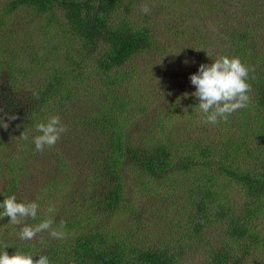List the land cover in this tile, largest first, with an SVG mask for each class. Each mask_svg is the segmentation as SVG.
Wrapping results in <instances>:
<instances>
[{
    "label": "trees",
    "instance_id": "1",
    "mask_svg": "<svg viewBox=\"0 0 264 264\" xmlns=\"http://www.w3.org/2000/svg\"><path fill=\"white\" fill-rule=\"evenodd\" d=\"M198 2L216 12L192 28L170 3L182 24L152 23V5L145 14L136 6L140 0H4L0 109L17 119L0 128V203L10 195L25 202L18 186L37 152L47 156L41 166L51 164L53 152L59 158L52 165L56 175L46 172L40 184L46 194L53 195V181L65 171L78 172V186L67 196L73 203L65 202L68 210L20 225L0 218V251L33 260L45 255L50 264H264V0H193ZM133 13L140 15L137 21ZM26 19L61 33L53 55L50 50L41 61L34 49L26 54ZM160 28L170 37L187 32L190 39L171 56ZM220 56L238 57L252 69L247 106L226 121L205 122L199 107V116L187 110L192 104L185 96L175 109L170 97V113L163 110L155 122H145L146 114L137 120L135 110L134 120L128 116L152 95L137 89L143 76L129 68L133 60H157L164 67L167 59L179 85L182 70L196 63L188 69L190 94V75ZM69 107L78 112L71 114ZM180 114H188L196 128L172 126ZM53 115L69 129L58 142L77 147L78 165L57 153V143L36 150V126ZM48 218L64 232L62 239H19L24 224Z\"/></svg>",
    "mask_w": 264,
    "mask_h": 264
},
{
    "label": "rangeland",
    "instance_id": "2",
    "mask_svg": "<svg viewBox=\"0 0 264 264\" xmlns=\"http://www.w3.org/2000/svg\"><path fill=\"white\" fill-rule=\"evenodd\" d=\"M169 3L171 4V11H173V7L177 10L178 7L182 10L185 15L182 17L187 23V25H190L192 28H197L200 24L198 23L199 18H206L209 15H214L216 10L211 8L209 11H206V5L205 3L198 2L197 4H193V0H140V3L136 4L137 7H142L144 5H152L151 6V18L150 21L152 23L166 21L168 24H182L180 19L176 17L173 13L169 11ZM4 5V0L0 1V7ZM132 8H136L133 5H131ZM198 6V9H196ZM168 10V11H166ZM179 12V11H177ZM23 13H20V17H23ZM180 13V12H179ZM118 14H123L122 11H119ZM140 16L138 13H133L131 16L133 19L137 21ZM16 16H14V19ZM21 29L24 31V39L27 41V50L26 54L29 55V49L30 52L34 49L36 51V58L39 56V58L43 59V55L50 52V50H53V53L56 51V49L59 48V35L61 34L59 31L55 30L56 28L49 25H44L42 28L37 23V20H33L29 22V20L21 21ZM1 31V30H0ZM158 34L161 39H167V50L169 49V53L171 56H175L176 52L184 46L185 42L190 39L187 32H182L179 35H172V37L167 36L166 32L160 28L158 31ZM181 34H184V36L179 37ZM179 37V38H178ZM197 52V51H193ZM194 56V55H193ZM56 57V56H55ZM74 57V56H72ZM197 58V56H194ZM52 58V57H51ZM64 58V54H63ZM57 60V57H56ZM64 60V59H63ZM162 64L164 67H161L160 63L156 60L155 63H152L151 61H147L144 59H135L131 64H129V68L132 70L136 69L139 72L140 76H143V79L141 81V85L139 86L141 92H148L152 95L150 96V101H147L143 107L137 105L130 110V114L128 113V116L131 117L132 120H134V117L132 116V111L135 110V115H137L135 118L137 120H140V118L146 116L150 117V119H146L144 117V121L147 122H155L160 119L161 116H163V110H165L164 115H167L168 112L170 113L169 109L171 108V101L170 97H172V105L174 106V109L177 108V101L182 102L185 94H188L185 96V100H190L192 105H189L187 110L194 111L196 116H199L196 109L199 107L198 103L194 104L193 102H198L197 98L193 97L191 93L195 91V86L190 84L192 86L191 93H187L186 90L188 88L187 81H188V69L192 71V69L195 67V64L192 66H189L188 69L184 68L182 70L180 80L183 82L182 85H179L176 83V74H175V68L171 66V63L168 62L167 59L162 60ZM43 64H47V62H43ZM190 64V63H189ZM184 67H187V65H184ZM93 68L92 63L90 66L87 67V70ZM156 68V70H155ZM171 71V72H170ZM169 72V73H168ZM173 79H172V76ZM168 74V75H167ZM87 75L96 78V75H90L87 73ZM175 81V82H174ZM135 88V87H134ZM85 89V88H84ZM184 90V91H183ZM184 95H181V92ZM136 94L141 95L140 93L133 91ZM175 92V94H174ZM174 94V95H173ZM177 96V98H176ZM177 99V100H176ZM70 113L78 112L77 110H73L71 107H69ZM180 108L176 109L175 111L178 112ZM143 110H146V113L142 112ZM162 118V117H161ZM159 123L161 121H158ZM172 126H181L185 128L186 124H189L190 127H193V129L196 128L198 125L196 122L192 124L188 121V114L186 115H178L174 121L171 122ZM69 132V129L65 131V134ZM73 140L78 141V138L72 136ZM83 140V139H82ZM82 140L78 141V146L82 143ZM131 146V144H130ZM57 153L60 155H63V157L69 162L70 165H78V161L80 159L78 158V149L77 147H74L72 143L68 142L67 140L57 142L56 144ZM38 155H36V159L32 157V160L27 162L29 168H24L23 173V179L19 182L18 186V195L20 197V200L32 202L35 201L38 203L39 208L37 211V215H41L44 218V215L48 214H54L48 212V208L50 206H54V208L60 212L63 210H68L66 203L68 202L70 204H73L71 201H69L67 196L72 192V186H75V183L78 186V172L74 170H70L69 172H62V179L57 183L53 181V195L46 194L42 187H40V184L43 183V180H45V173L49 175V177L52 174L56 175V171L53 170V163L55 160L57 161L58 155L56 152H53L55 155L51 164L41 166L43 161L46 160L47 156L45 153L37 152ZM1 155V153H0ZM51 160V159H50ZM49 160V162H50ZM59 160V158H58ZM49 168V169H48ZM55 187V188H54ZM48 188V187H47ZM52 189V188H51ZM181 203V200L178 202ZM74 209H76L78 214V203L74 205ZM55 215V214H54ZM157 216H160V214H156ZM69 215H64V217H67ZM8 226H11V224H7ZM34 226V225H33ZM44 234V235H42ZM49 231L45 230L41 232V235L38 237H35L34 240L38 241L43 239H47L49 237Z\"/></svg>",
    "mask_w": 264,
    "mask_h": 264
},
{
    "label": "clouds",
    "instance_id": "3",
    "mask_svg": "<svg viewBox=\"0 0 264 264\" xmlns=\"http://www.w3.org/2000/svg\"><path fill=\"white\" fill-rule=\"evenodd\" d=\"M141 11L147 14L150 8L144 5ZM251 70L238 57L220 56L211 64H200L197 73L190 75V83L195 86V91L191 95L199 99L198 106L205 122L215 125L218 119L226 121L229 115L247 106L248 92L251 90L247 81ZM15 119L17 116L14 113L0 109V128L7 129L9 122ZM36 129L41 133L33 139L37 151L54 146L67 130L58 115L49 117L46 123L38 124ZM23 138L28 139L26 135ZM0 208L3 209L0 218L9 217L13 225H20L23 220L37 217L39 205L35 201L17 202V197L10 195L0 203ZM54 211V206L48 208V212ZM52 224V218L44 219L35 226L24 224L20 228L19 239L33 240L38 233L45 230L49 231L52 238L62 239L64 232L53 229ZM62 228L63 222H61ZM3 248H7V245L4 244ZM0 264H50V260L45 255L33 260L32 255L21 252H15L10 256L3 250L0 251Z\"/></svg>",
    "mask_w": 264,
    "mask_h": 264
}]
</instances>
